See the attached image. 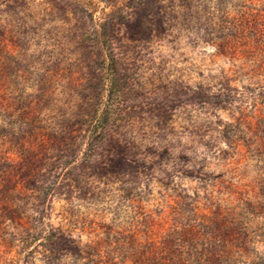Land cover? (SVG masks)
I'll list each match as a JSON object with an SVG mask.
<instances>
[{
	"label": "rangeland",
	"instance_id": "1",
	"mask_svg": "<svg viewBox=\"0 0 264 264\" xmlns=\"http://www.w3.org/2000/svg\"><path fill=\"white\" fill-rule=\"evenodd\" d=\"M0 264H264V0H0Z\"/></svg>",
	"mask_w": 264,
	"mask_h": 264
},
{
	"label": "trees",
	"instance_id": "2",
	"mask_svg": "<svg viewBox=\"0 0 264 264\" xmlns=\"http://www.w3.org/2000/svg\"><path fill=\"white\" fill-rule=\"evenodd\" d=\"M109 81H112V79H111V78H109Z\"/></svg>",
	"mask_w": 264,
	"mask_h": 264
}]
</instances>
